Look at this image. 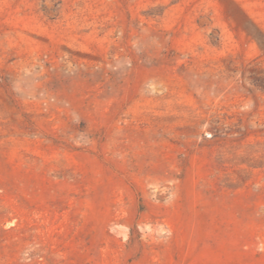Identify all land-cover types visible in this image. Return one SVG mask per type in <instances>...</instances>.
I'll list each match as a JSON object with an SVG mask.
<instances>
[{"label": "rangeland", "instance_id": "374dc122", "mask_svg": "<svg viewBox=\"0 0 264 264\" xmlns=\"http://www.w3.org/2000/svg\"><path fill=\"white\" fill-rule=\"evenodd\" d=\"M0 264H264V0H0Z\"/></svg>", "mask_w": 264, "mask_h": 264}]
</instances>
